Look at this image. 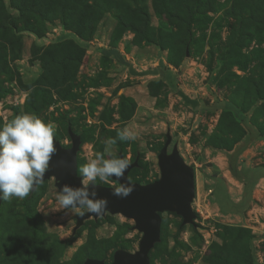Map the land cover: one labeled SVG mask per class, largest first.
Instances as JSON below:
<instances>
[{
	"label": "rangeland",
	"instance_id": "rangeland-1",
	"mask_svg": "<svg viewBox=\"0 0 264 264\" xmlns=\"http://www.w3.org/2000/svg\"><path fill=\"white\" fill-rule=\"evenodd\" d=\"M0 1L18 17L10 0ZM95 1L44 0L43 13L16 21L15 36L0 32V126L35 115L54 124V140L65 149L72 148L71 130L81 138L80 178L79 169L97 153L110 158L105 142L116 139L113 156L137 162L129 179L142 186L160 179L158 158L170 135L169 154L177 147L195 170L197 219L184 225L176 214H163L151 264H221L218 255L264 264V201L253 197L264 178V0ZM126 127L135 140L117 139ZM229 153L238 179L257 172L242 210L229 205L225 172L216 163ZM55 184L41 183L29 195H35L30 206L41 219L43 250L52 241L65 246H55L58 264H84L88 254L111 264L119 250L139 251L143 235L122 215L85 221L75 232L82 215L59 209ZM96 185L119 186L111 179ZM26 198L2 200L0 263L8 253L12 264L24 263L17 245L28 242L19 238L24 225L8 216L21 212ZM217 203L228 208L220 212ZM223 226L247 233L233 246L235 231ZM8 235L14 243L6 246Z\"/></svg>",
	"mask_w": 264,
	"mask_h": 264
},
{
	"label": "water",
	"instance_id": "water-1",
	"mask_svg": "<svg viewBox=\"0 0 264 264\" xmlns=\"http://www.w3.org/2000/svg\"><path fill=\"white\" fill-rule=\"evenodd\" d=\"M69 136L72 142L71 149H65L58 141L54 140L56 154L50 162L49 170L45 173L44 178L34 186L33 191L39 184L52 179L55 180V187L58 191H61L65 184L74 188L82 186L81 178L78 176V152L81 138L71 130H69ZM171 143L172 138L167 135V142L158 158L161 177L157 182L146 186L132 183L129 175L133 169L138 167V164L136 162L129 165L122 180H118L116 177L110 178L119 186L127 180L130 181L135 190L127 198L121 199L113 195V188L96 185L99 197L108 200L107 210L100 216L87 213L76 217L75 232L83 226L85 221L98 220L108 214L122 215L135 223V230L143 235L139 251L129 253L119 250L114 254L111 264H151V252L161 242L162 215L165 213L176 214L183 219L184 225L195 226L197 219L193 210L196 197L195 170L186 164L177 147L169 154ZM1 204L2 200H0V206ZM84 264L107 263L88 259Z\"/></svg>",
	"mask_w": 264,
	"mask_h": 264
},
{
	"label": "clouds",
	"instance_id": "clouds-1",
	"mask_svg": "<svg viewBox=\"0 0 264 264\" xmlns=\"http://www.w3.org/2000/svg\"><path fill=\"white\" fill-rule=\"evenodd\" d=\"M54 130L53 123H46L26 113L0 126V200L10 201L13 197L24 199L44 178L57 151ZM117 139L131 141L136 136L126 127L118 133ZM116 142V139L105 142V151L110 158L105 159L97 153L95 158L79 169L81 187L74 188L67 184L62 187L56 195L59 209H71L79 215H83L80 209H86L97 216L107 210L108 200L99 197L96 181L108 183L113 177L122 180L129 167L127 159L113 156L111 146ZM134 190V186L127 180L113 188V195L123 199Z\"/></svg>",
	"mask_w": 264,
	"mask_h": 264
},
{
	"label": "trees",
	"instance_id": "trees-1",
	"mask_svg": "<svg viewBox=\"0 0 264 264\" xmlns=\"http://www.w3.org/2000/svg\"><path fill=\"white\" fill-rule=\"evenodd\" d=\"M44 0H10V6L11 10L18 13V17H11L8 10L5 9V6L3 5V2L0 1V14H1V23H0V32L5 36L9 37L10 34L13 36L16 35V33L19 32V26L16 23V21L19 22H25L28 23L29 17H34L36 13H43V8L46 9L48 6L47 4L43 5ZM53 1V0H52ZM64 2V0H59ZM66 1H72V0H66ZM95 1V0H93ZM51 2V1H50ZM96 2V1H95ZM63 7V4H62ZM198 7V3L196 5ZM29 25V24H28ZM95 25V24H94ZM27 31V30H24ZM79 33V32H78ZM6 38V39H7ZM234 113V112H233ZM237 116V115H236ZM238 118V117H237ZM231 170L233 172V175L238 179V176L240 175L239 172L235 169V167L231 164ZM132 172V171H131ZM251 176L249 177H243V179H238L240 182L244 183L245 185V195L247 196L244 205L241 208H245L248 204V200L250 199V196L252 194V188L254 184V180L256 178L257 172H250ZM130 177V175H129ZM35 198V195H29L28 198L24 201V204H22V211L21 212H15L13 211L9 216L8 220H15L20 224L24 225L23 233L19 236V238L28 239V242H25V244L18 246H21L22 253H24V263L20 264H38L37 257L38 253L41 254V258H43L44 264H58L56 260H53L54 258V249L55 246L63 250L65 246L59 242H51V245L47 244L45 250H43V242H41V238L44 236V232L41 228V219L39 215L36 213V211L31 208L30 203L33 202ZM238 207V206H235ZM7 221V222H9ZM10 226V231L12 228V223H8ZM225 231L227 230V233L229 231H235L234 236L232 237L233 242L231 245L236 246L240 243V239L242 235L247 233V231H244L242 229H230L227 226H223ZM11 235V234H10ZM10 235L4 236L6 238L3 239L4 245H8L9 243L13 244L14 238H10ZM45 237V236H44ZM11 247V246H9ZM35 252H38L37 254ZM92 258L90 254L87 255V259ZM218 262H221V264H244V261L242 260H232L231 257H225L221 258L220 255L216 256ZM12 254L8 253L5 255V257L2 259L0 264H12Z\"/></svg>",
	"mask_w": 264,
	"mask_h": 264
},
{
	"label": "crops",
	"instance_id": "crops-1",
	"mask_svg": "<svg viewBox=\"0 0 264 264\" xmlns=\"http://www.w3.org/2000/svg\"><path fill=\"white\" fill-rule=\"evenodd\" d=\"M233 155H234V153L233 154L229 153L226 155L219 154V156L217 157L216 163H217L218 167L222 166L223 172H225V176H224V178H222L223 179L222 184H223V187L225 189V192L227 193L229 205L234 209L242 210L243 208H241V207L244 205L242 203H244V201H245L244 200V198H245V196H244L245 195V185H244V183L240 182L233 174H231V172L229 170L231 167L230 160L232 159L230 157H233ZM198 187H199L198 182L196 180V190H198ZM209 192L211 194L210 197H213L215 200L216 197H215V195H213V191L210 190ZM253 197H254V200L256 202H258V201L261 202L262 200L264 201V178H261L256 182L254 190H253ZM254 200H253V202H254ZM215 206L220 210V212L222 209L225 212L226 208H228V207H222L221 203H217V204H215ZM235 206H238V207H235ZM258 208H260V207H258ZM258 220L260 221L259 218H258ZM260 224L262 227H264V223L260 222ZM244 227H247V226H244Z\"/></svg>",
	"mask_w": 264,
	"mask_h": 264
}]
</instances>
